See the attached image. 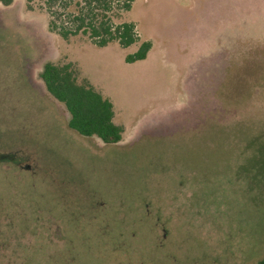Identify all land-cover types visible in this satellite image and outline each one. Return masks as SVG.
<instances>
[{"label": "rangeland", "instance_id": "obj_1", "mask_svg": "<svg viewBox=\"0 0 264 264\" xmlns=\"http://www.w3.org/2000/svg\"><path fill=\"white\" fill-rule=\"evenodd\" d=\"M110 1L127 48L58 33L85 0L0 2V264H259L264 0ZM48 62L112 103L118 144L67 127Z\"/></svg>", "mask_w": 264, "mask_h": 264}, {"label": "trees", "instance_id": "obj_2", "mask_svg": "<svg viewBox=\"0 0 264 264\" xmlns=\"http://www.w3.org/2000/svg\"><path fill=\"white\" fill-rule=\"evenodd\" d=\"M60 0H51L58 2ZM3 6H9L12 0H0ZM27 7L31 0H26ZM79 7L77 15L68 14L70 28L59 27V34L66 38L80 32L87 35L98 48L111 42H117L121 48H127L138 41L133 23H111L108 13L112 9L110 0H85V6ZM125 10L129 5L122 4ZM51 29H56L50 21ZM151 49V43L142 42L137 50L126 55L124 62L132 64L145 60ZM46 92L58 103L63 105L68 113L67 127L85 138H97L103 144L115 145L122 139L123 128L113 122V105L99 94L87 82H77L72 64L55 65L45 63L38 74ZM259 264H264L262 258Z\"/></svg>", "mask_w": 264, "mask_h": 264}]
</instances>
